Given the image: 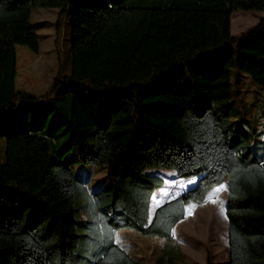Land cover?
Segmentation results:
<instances>
[{"label": "trees", "instance_id": "obj_1", "mask_svg": "<svg viewBox=\"0 0 264 264\" xmlns=\"http://www.w3.org/2000/svg\"><path fill=\"white\" fill-rule=\"evenodd\" d=\"M33 6L58 8L60 69L70 15V69L40 94L15 87L17 70L27 81L31 58L16 44L39 46ZM239 8L264 10V0H0V111L19 103L45 111L60 79L71 82L68 136L59 147L66 159L49 158L53 136L40 125L4 136L0 264H144L115 231L170 240L185 204L224 178L225 264H264V155L230 119L232 69L264 88V15L231 34ZM77 164H106L111 184L81 186L78 200ZM147 167L198 177L149 218L150 196L164 179Z\"/></svg>", "mask_w": 264, "mask_h": 264}, {"label": "rangeland", "instance_id": "obj_2", "mask_svg": "<svg viewBox=\"0 0 264 264\" xmlns=\"http://www.w3.org/2000/svg\"><path fill=\"white\" fill-rule=\"evenodd\" d=\"M85 1V0H78ZM58 8L56 6H33L30 19L35 24L39 40L38 50L32 51L25 44H16L20 48L30 50L31 58L25 65L28 79L21 80L26 74L17 70V89L27 90L36 94L43 93L61 72L70 69V15H66L62 25V64L60 69L55 48V22ZM234 14H233V13ZM231 13V34H238L256 23L263 15L260 9H235ZM234 45H237L235 43ZM17 69V68H16ZM15 80V79H14ZM230 94L232 97L230 119L234 128L248 133L251 147L258 156L264 155V88L255 83L251 77L238 69L230 72ZM23 84V85H22ZM71 82L61 78L51 99H45L52 105L49 108L38 107L36 114L33 106L25 110L21 103L0 111V162L4 160L3 141L7 132L25 125H40L43 133L52 135L53 142L49 147L50 159H66L67 150L59 151L67 136L65 129L68 123V109ZM44 111V112H43ZM148 169V170H146ZM144 171L160 174L164 179L162 188L152 197V206L161 199L170 198L191 187L198 175L188 177L177 176L172 168L147 167ZM106 164H77L75 166V197L79 200V188L88 190L103 188L111 184ZM224 188L212 198L215 202H205L215 189ZM167 192V195L162 193ZM80 195V196H79ZM226 203V181L222 179L205 192L201 201H188L184 215L175 223L172 238L167 240L161 236H150L133 228L125 227L115 231L118 242L131 254L137 256L144 264H204L210 256L212 264H225L227 254V219L224 213ZM195 205L193 208L192 206ZM96 206H94L95 208ZM90 205L85 206L89 211ZM96 209V208H95ZM84 211V210H83ZM87 213V212H86ZM82 216L85 213L80 212ZM151 215V214H150Z\"/></svg>", "mask_w": 264, "mask_h": 264}, {"label": "crops", "instance_id": "obj_3", "mask_svg": "<svg viewBox=\"0 0 264 264\" xmlns=\"http://www.w3.org/2000/svg\"><path fill=\"white\" fill-rule=\"evenodd\" d=\"M160 175V174H159ZM196 182V181H195ZM194 182V183H195ZM193 183V184H194ZM164 184V183H163ZM163 184L160 186V187H158V188H156L153 192H152V194H151V196H150V199H151V197H153L154 198V196H156L155 194H156V191H158L160 188H162V186H163ZM193 184H191V185H193ZM160 196V194H158L156 197H159ZM171 198V197H170ZM167 199H169V198H164V199H161L159 202H157L155 205H153L152 206V211H151V213H150V211H149V218L151 217V215H152V212H153V210L155 209V207L157 206V205H159L160 203H162L163 201H165V200H167ZM152 201H153V199L151 200V203H152ZM149 203H150V200H149ZM148 208H149V206H148ZM151 214V215H150Z\"/></svg>", "mask_w": 264, "mask_h": 264}, {"label": "snow or ice", "instance_id": "obj_4", "mask_svg": "<svg viewBox=\"0 0 264 264\" xmlns=\"http://www.w3.org/2000/svg\"><path fill=\"white\" fill-rule=\"evenodd\" d=\"M224 186L221 185L220 188H217L214 190V192L212 194H210L208 200H206L205 202H215V200L212 198L213 196L217 195L221 190H223ZM162 195H167V192L162 193ZM193 208L195 207V205L192 206Z\"/></svg>", "mask_w": 264, "mask_h": 264}]
</instances>
